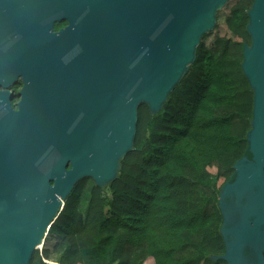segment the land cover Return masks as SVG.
I'll return each mask as SVG.
<instances>
[{
	"label": "water",
	"instance_id": "water-1",
	"mask_svg": "<svg viewBox=\"0 0 264 264\" xmlns=\"http://www.w3.org/2000/svg\"><path fill=\"white\" fill-rule=\"evenodd\" d=\"M229 1L1 0L16 10L0 32V264H29L79 180L117 178L139 105L161 111ZM247 16L248 155L219 190L225 251L210 256L226 264H264V0Z\"/></svg>",
	"mask_w": 264,
	"mask_h": 264
},
{
	"label": "trees",
	"instance_id": "trees-1",
	"mask_svg": "<svg viewBox=\"0 0 264 264\" xmlns=\"http://www.w3.org/2000/svg\"><path fill=\"white\" fill-rule=\"evenodd\" d=\"M232 2L224 15L231 36L211 50L202 37L161 111L139 105L117 178L104 189L79 180L29 264H226L210 259L225 251L218 194L248 155L253 107L241 70L253 0L224 7Z\"/></svg>",
	"mask_w": 264,
	"mask_h": 264
},
{
	"label": "flooded vegetation",
	"instance_id": "flooded-vegetation-1",
	"mask_svg": "<svg viewBox=\"0 0 264 264\" xmlns=\"http://www.w3.org/2000/svg\"><path fill=\"white\" fill-rule=\"evenodd\" d=\"M1 2V0H0ZM16 8L14 6H9L7 3L2 6V9L0 10V32L3 31V29L6 27V20H8V16L12 14ZM52 18L50 16H44V22L48 23L51 22ZM68 25L67 20H62L60 22H52L51 24V30L53 33H56L64 28H66ZM22 88V83L20 79H17L16 83L6 90L10 93V103L11 107L13 109H16V104L18 100L20 99L19 97V91ZM0 91H4V88L0 86Z\"/></svg>",
	"mask_w": 264,
	"mask_h": 264
},
{
	"label": "rangeland",
	"instance_id": "rangeland-1",
	"mask_svg": "<svg viewBox=\"0 0 264 264\" xmlns=\"http://www.w3.org/2000/svg\"><path fill=\"white\" fill-rule=\"evenodd\" d=\"M233 4L232 3H229V5L227 7H224L220 10V14L216 20V25H215V28L207 33L205 35V37L203 38L202 42L204 44V46L211 50L214 46H213V43H214V40L218 37H230L231 34L229 32V30L227 29V27L225 26L224 24V15H226L228 13V8ZM48 235L46 234V236L44 237V242H45V239H47ZM43 247V246H42ZM42 247H40L38 249V251L40 252L42 250ZM145 264H151V261H148V263H145Z\"/></svg>",
	"mask_w": 264,
	"mask_h": 264
}]
</instances>
